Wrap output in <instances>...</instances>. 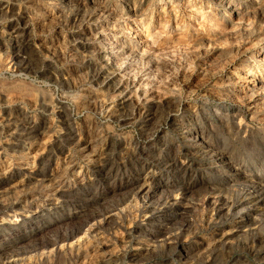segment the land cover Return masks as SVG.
<instances>
[{"label":"rangeland","instance_id":"374dc122","mask_svg":"<svg viewBox=\"0 0 264 264\" xmlns=\"http://www.w3.org/2000/svg\"><path fill=\"white\" fill-rule=\"evenodd\" d=\"M10 259L264 264V0H0Z\"/></svg>","mask_w":264,"mask_h":264},{"label":"bare ground","instance_id":"6f19581e","mask_svg":"<svg viewBox=\"0 0 264 264\" xmlns=\"http://www.w3.org/2000/svg\"><path fill=\"white\" fill-rule=\"evenodd\" d=\"M253 81H254V80H253ZM90 145H91V144H90ZM88 146H89V144H88ZM54 183H55V182H54ZM201 202H202V201H201ZM210 202H211V201H210ZM215 203H216V202H215ZM215 203H214V204H215ZM206 204H207V203H206ZM218 205H219V204H218ZM212 206H213V205H212ZM219 210H220V208H219ZM183 212H184V211H183ZM108 214H109V213H108ZM112 214H113V213H111V215H112ZM105 216H106V215H105ZM180 216H181V215H180ZM108 217H109V216H108ZM108 217H107V218H108ZM110 218H111V216H110ZM104 220H105V217H104ZM108 220H109V219H108ZM107 222H108V221H107ZM107 222H106V223H107ZM97 223H98V222H97ZM99 223H100V222H99ZM87 224H88V223H87ZM87 224H86V225H87ZM90 225H91V224H90ZM100 225H101V223H100ZM100 225H98V226H100ZM84 226H85V225H84ZM93 226H94V225H93ZM154 226H155V225H154ZM88 227H89V226H88ZM90 227H91V226H90ZM90 227H89V228H90ZM89 228H88V230H90ZM95 229H96V228H95ZM157 229H159V233H162V231H166V232H167V231L169 230V229H168L166 226H164L163 224H160V225L158 224ZM91 230H92V228H91ZM83 231H84V230H83ZM92 231L94 232V230H92ZM86 232H89V231H86ZM90 232H91V231H90ZM168 232H169V233H167V234H170V231H168ZM161 237L163 238L162 241H163V243H164L165 246H168V248H169L171 245H173V235H169V236L167 237V236H165L164 234H162ZM64 240H65V239H64ZM162 241H161V242H162ZM205 243H207V242H205ZM210 244H211V243H210ZM210 244H208V245H210ZM213 244H214V243H213ZM260 244H261V243H260ZM205 245H206V244H205ZM208 245H206V246H208ZM51 246H52V245H51ZM69 247H70V246H69ZM174 247H175V246H174ZM209 247H210V246H209ZM252 247H253V246H252ZM205 248H206V247H205ZM262 248H263V247H262ZM142 249H143V248H142ZM174 249L176 250L177 248L175 247V248H173L172 250H174ZM230 249H231V248H230ZM252 249H254V248H252ZM252 249H251V250H252ZM140 250H141V249H140ZM207 250H208V249H206V251H207ZM51 251H52V250H51ZM146 251H147V249H146ZM170 251H171V250H170ZM170 251H169V252H170ZM256 251H257V250H256ZM142 252H143V250H142ZM173 252H174V251H173ZM203 252H204V251H203ZM48 253H49V252H48ZM50 253H51V252H50ZM171 253H172V252H171ZM206 253H207V252H206ZM203 255H204V253H203ZM19 256H20V255H19ZM14 257H16V256H14ZM47 257H48V256H47ZM185 258H186V257H185ZM208 258H209V257H208ZM17 259H18V258H17ZM186 259H187V258H186ZM206 259H207V258H206ZM8 260H9V259H8ZM8 260H7V261H8ZM14 262H15L14 259H13V260L10 259L9 264L14 263ZM208 262H210V260H209Z\"/></svg>","mask_w":264,"mask_h":264}]
</instances>
